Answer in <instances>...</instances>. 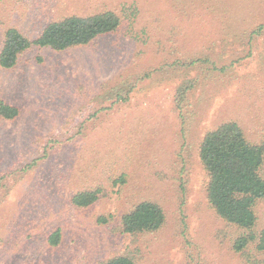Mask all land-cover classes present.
<instances>
[{
	"label": "rangeland",
	"instance_id": "obj_1",
	"mask_svg": "<svg viewBox=\"0 0 264 264\" xmlns=\"http://www.w3.org/2000/svg\"><path fill=\"white\" fill-rule=\"evenodd\" d=\"M105 10L122 16L117 30L66 50L32 46L0 66V98L19 108L0 117V264L118 254L264 264L256 242L235 250L244 230L210 205L199 157L204 135L225 121L262 140L264 0H0V50L10 27L35 38L52 21ZM95 188L90 206L71 202ZM143 200L163 207L164 225L122 232V215ZM256 211L260 230L264 201Z\"/></svg>",
	"mask_w": 264,
	"mask_h": 264
},
{
	"label": "trees",
	"instance_id": "obj_2",
	"mask_svg": "<svg viewBox=\"0 0 264 264\" xmlns=\"http://www.w3.org/2000/svg\"><path fill=\"white\" fill-rule=\"evenodd\" d=\"M121 23V15L105 10L52 21L35 38L17 27H10L4 33L0 66L14 67L23 52L32 46L66 50L87 45L100 35L117 30ZM18 115L17 106L0 98V117L11 120ZM199 157L209 177L207 197L210 205L225 221L244 230L235 239V250L242 251L251 242H256V247L264 252V228L257 230L256 211L257 205L264 201V134L260 142L254 143L237 121H225L204 135ZM99 193V188L81 190L72 195L71 202L78 207H88L98 199ZM98 221L107 223L110 218L102 215ZM165 221L166 213L160 204L143 200L122 215L120 228L130 234L155 232ZM61 237V227H57L50 232L48 243L58 245ZM98 264H137V261L129 254H118Z\"/></svg>",
	"mask_w": 264,
	"mask_h": 264
}]
</instances>
